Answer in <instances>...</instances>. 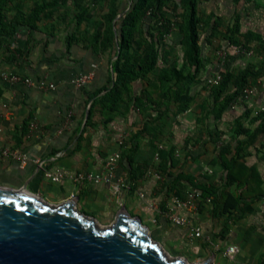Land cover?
<instances>
[{"label":"crops","instance_id":"1","mask_svg":"<svg viewBox=\"0 0 264 264\" xmlns=\"http://www.w3.org/2000/svg\"><path fill=\"white\" fill-rule=\"evenodd\" d=\"M42 2L7 0L3 3L10 12L6 16L13 18L18 10L22 15L23 9L28 14ZM43 15L35 21L33 29L16 33L25 36L22 46L16 48L20 50L16 52L17 57L6 59L0 50V186L22 188L26 184V188H34L55 200L78 195L79 206L106 219H115L128 201L129 210L143 215L153 233L172 252L203 261L213 251V260L220 264L218 257L227 259L223 255L225 249L236 246L238 252L226 264H264V196L256 186L264 185V127L258 117L264 106V75L246 88L251 94L245 98L241 95L219 114L214 100H192L182 113H176V104L171 101L172 113L155 116L152 111L138 114L130 110L124 116L114 117L106 129L88 127L84 116L93 100H84L81 92L73 99L65 93L63 84L68 71L61 60L63 34L47 35L46 30L41 31L52 23L46 24ZM42 39L47 41L45 50L37 45ZM39 55L44 60L36 61ZM88 55L85 50L79 54L85 59ZM97 70L98 67H91L89 72L95 76ZM11 73L33 80L44 78L56 88L40 90L11 83L4 78ZM107 78L102 83L89 81L88 84L98 87L97 90ZM232 91L229 87L228 92ZM190 94L194 95L191 90ZM202 115H207L204 125ZM144 125L147 129L139 133ZM247 133L252 134L249 139ZM122 134L125 140L130 139L127 143L121 140ZM245 141L237 168L246 167L254 172L243 173L238 180L226 184L224 164L233 157L238 143ZM152 145L156 148L158 165L167 169L170 180L176 178L197 189L205 185L216 196L207 195L211 201L202 202L196 212L177 209L173 199H184L191 188L174 190L167 198L164 196L157 185L159 170L151 166ZM4 150L7 155L2 153ZM115 150L127 153L131 159L130 164L124 160L119 162L116 174L123 185L117 194L108 183L94 186L87 182L75 183L69 178L56 183L44 175V171L55 170L97 173L105 157ZM15 154L18 158H13ZM20 157L25 158L24 163L18 160ZM182 175L191 178L190 181ZM245 183L249 188L235 187ZM225 194L233 197L227 198V205ZM233 199L238 201L235 207L231 206ZM170 211L186 216L199 226L202 236L189 239L185 226H175L167 219Z\"/></svg>","mask_w":264,"mask_h":264},{"label":"rangeland","instance_id":"2","mask_svg":"<svg viewBox=\"0 0 264 264\" xmlns=\"http://www.w3.org/2000/svg\"><path fill=\"white\" fill-rule=\"evenodd\" d=\"M77 3L88 8L80 22L75 19L78 12ZM131 4L132 0H60L56 10L43 15V21L46 24L50 21L52 23L50 27L47 24L44 29L41 28V31L46 30L47 35L56 32L63 34L64 54L61 60L68 71L63 85L66 88L65 93H68L72 99L76 97L77 92H81L84 95V100H89V96L98 88L82 84V80L86 76L90 78V82L99 81L102 83L107 78L110 63L115 59L114 56L110 60L112 43L115 48L112 54L117 52L116 39L112 38L111 31L113 30L117 37L120 25L119 23L116 25V23L130 9ZM197 7L201 18L198 25L201 66L189 89L194 94L193 100H213L211 92L216 85L210 83V80L217 75L222 78L226 69L234 75L245 68L254 71L260 68L264 70V0H202ZM24 11L26 10L23 9L22 20L27 16ZM5 13L10 14L7 10ZM182 13L179 0H167L159 14L170 23L171 31L163 37L162 43L158 46L159 59L155 70L144 79L130 81L126 83L125 87L117 88L108 99L112 100L111 102L115 100L113 110L97 106L89 116L90 106H88L84 116L85 126L106 129L114 117L124 116L130 110H134L138 114L152 111L151 114H156L155 116L164 112L172 113L173 102L168 103L164 95L166 89L172 86L175 79L168 74L170 73L169 69L175 67L178 70L187 71L184 60L186 43L182 34ZM149 18L150 15L147 18L139 17L136 21L133 36L141 44L149 42L147 32L155 30L153 24L149 22ZM35 28L39 27L35 26ZM23 37H25L23 34H17L6 41H0V50L4 58L17 57L15 50L22 46ZM35 42L33 41V43ZM37 45L42 46L45 50L47 41L42 39ZM83 50L89 54L86 59L79 56ZM41 59L42 57L39 55L36 61ZM46 59L49 60V58ZM225 62H228L229 65L226 66ZM91 67H95V69L98 67V73L95 76L89 72ZM162 71L169 72L162 75ZM55 88L56 85L47 90ZM105 92L106 90L102 94ZM111 102L109 105L112 104ZM88 117L90 118L86 125ZM206 118L207 115H202L200 118L203 125ZM148 128L150 129V126ZM124 138V134H122L121 140L126 143L130 140ZM155 151L156 148L152 145L150 150L152 154L151 166L156 167V171L159 170L157 177L159 184L157 183V185L163 190L166 198L174 190L194 187L193 184H185L176 178L170 180L167 169L161 168V164L158 165ZM249 186L248 183H245V185L238 184L235 187L239 190L244 187L247 189ZM256 186L259 188L260 194L264 196V185L256 184ZM218 261L220 264H226L227 259L218 257Z\"/></svg>","mask_w":264,"mask_h":264},{"label":"water","instance_id":"3","mask_svg":"<svg viewBox=\"0 0 264 264\" xmlns=\"http://www.w3.org/2000/svg\"><path fill=\"white\" fill-rule=\"evenodd\" d=\"M0 264H217L172 252L128 201L115 219L34 189L0 186Z\"/></svg>","mask_w":264,"mask_h":264},{"label":"trees","instance_id":"4","mask_svg":"<svg viewBox=\"0 0 264 264\" xmlns=\"http://www.w3.org/2000/svg\"><path fill=\"white\" fill-rule=\"evenodd\" d=\"M7 0H0V41H6L16 35L17 32L22 29H33L34 23L43 14L52 12L56 10L59 6L60 0H50L48 2H42L37 4L31 11L27 14L26 19L22 20V12L18 10L17 14L13 18H8L6 16V8L3 2ZM202 0H179L181 5L183 28L182 34L184 41L186 43V48L184 52L185 60V72L184 69L178 70L175 67L169 69V71H162V75L167 73L173 76L175 79L172 86L168 87L165 91V99L170 103L171 101L176 103V113L184 112L190 102L193 100V96L190 94V84L196 78L200 71L201 58H200V46H199V32L198 25L201 22V18L198 14V4ZM238 1V0H234ZM167 0H132L131 7L126 11L121 19L116 23H119L120 29L118 31L117 37L112 30V38L116 39L117 52L114 53V44H111L110 60L115 56L113 62L110 63V68L108 69V78L106 83L99 89L92 92L89 96V100H93L90 104L88 110L89 116L92 114L93 110L97 106L105 107L108 110H113L115 105L112 100H108L113 92L119 87H125L126 83L130 81H136L139 79L146 78L150 73H152L159 59V44L162 43L164 36L168 35L171 31V25L168 21L162 18L159 12L165 6ZM78 12L75 15V19L80 22L84 15L86 14L88 8L80 4H76ZM150 15L149 22L153 24L155 30L152 32L148 31L147 35L149 37V42L141 44L134 39V31L136 21L139 17L147 18ZM114 40V39H112ZM231 41V40H230ZM140 47H142L140 49ZM140 49V50H139ZM20 53V50H16ZM226 66L229 65L225 62ZM264 75L263 69H257L256 71L249 68H245L238 74L234 75L230 70L226 69L221 81L215 86V89L211 92V97L216 105V114H219L223 110L227 109L235 102L243 93V91L249 87L255 79ZM229 87H232L233 91L228 92ZM105 93L102 94L103 91ZM112 103L109 105V103ZM261 120V127H264V110L258 115ZM89 118L86 121L88 125ZM239 124L238 121H236ZM239 126V125H238ZM147 126L144 125L139 133L145 131ZM239 132V131H238ZM241 132V131H240ZM248 134V133H247ZM252 134H248V139ZM247 143L239 142L238 149H236L233 157L224 164V171L226 172V184H231L232 182L239 179V177L244 173L252 174L254 170L246 169V167L237 168V160L240 158L239 152L241 147ZM227 148L224 149V153ZM121 160L131 163V159L128 154H122ZM184 179L190 181L191 178L186 176H180ZM204 196L212 195L216 196L215 192L205 185L198 187ZM225 202L227 205V198H233L230 194H225ZM238 201L233 199L232 207L237 205Z\"/></svg>","mask_w":264,"mask_h":264},{"label":"built area","instance_id":"5","mask_svg":"<svg viewBox=\"0 0 264 264\" xmlns=\"http://www.w3.org/2000/svg\"><path fill=\"white\" fill-rule=\"evenodd\" d=\"M4 78L7 79L11 83H21L27 87H35L40 90L52 89L54 88V84L46 81V79H38L33 80L28 77H24L15 73L5 74ZM90 78L86 76L84 80H82V84H88ZM221 81V76L217 75L210 80V83L217 85ZM249 94H251L250 89H245L242 93V96L245 98ZM264 110V106L260 108V112ZM4 155H7L8 152L4 150L2 152ZM121 152L119 150H115L109 153L104 160L103 167L99 172H76L69 173L63 172L61 170L44 171V175L49 178L52 182H60L65 178H69L75 183L87 182L91 185L98 186L101 184H110L111 190L114 194H117L120 188L123 185L120 177L117 176L116 172L118 169L119 162L121 161ZM157 157V156H156ZM13 158H18L17 155H13ZM21 163L25 162V158L20 157ZM38 165L40 163L36 161ZM142 197V194H139ZM211 201V197L203 196L201 190L197 188H191L185 195L184 199L174 198L173 204L177 209H186L191 212H196L202 202L209 203ZM167 219L171 222V224L175 226H185L187 228V236L189 239L200 238L202 236L201 228L197 225L192 224L186 216L180 215L175 211H170L166 214ZM238 252V248L236 246H228L223 255L230 261L234 259L235 254Z\"/></svg>","mask_w":264,"mask_h":264}]
</instances>
